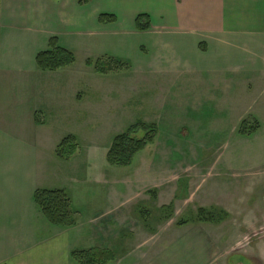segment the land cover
I'll return each instance as SVG.
<instances>
[{
  "label": "rangeland",
  "instance_id": "1",
  "mask_svg": "<svg viewBox=\"0 0 264 264\" xmlns=\"http://www.w3.org/2000/svg\"><path fill=\"white\" fill-rule=\"evenodd\" d=\"M154 40L137 30L85 36L64 80L48 87L65 97L52 102L60 110L41 131L51 142L40 151L53 170L63 167L51 187L61 185L76 212L73 249L106 250L113 258L105 264H264V80H222L210 69L203 80L181 70L148 74L143 60ZM108 52L121 71L99 75L85 65ZM138 121L157 126L154 143L128 168L108 165L113 137ZM243 122L258 132L239 135ZM67 136L77 151L60 161L54 151ZM170 203L166 219L160 208ZM139 207L152 210L148 222ZM210 207L228 217L193 221L197 208ZM183 220L190 223L178 227Z\"/></svg>",
  "mask_w": 264,
  "mask_h": 264
},
{
  "label": "crops",
  "instance_id": "2",
  "mask_svg": "<svg viewBox=\"0 0 264 264\" xmlns=\"http://www.w3.org/2000/svg\"><path fill=\"white\" fill-rule=\"evenodd\" d=\"M102 14L115 22L99 24ZM140 15L149 20L143 32L155 37L145 49L148 74L181 70L203 80L210 69L222 80H264V0H0V264H73L75 225H51L34 199L37 190H64L51 187L63 167L53 170L40 150L51 142L41 131L60 110L52 102L65 97L48 87L67 74L37 69V54L53 38L74 53L85 36L131 32Z\"/></svg>",
  "mask_w": 264,
  "mask_h": 264
},
{
  "label": "trees",
  "instance_id": "3",
  "mask_svg": "<svg viewBox=\"0 0 264 264\" xmlns=\"http://www.w3.org/2000/svg\"><path fill=\"white\" fill-rule=\"evenodd\" d=\"M79 4H86V0H79ZM115 18L111 15L102 14L98 17V23L101 25L113 24ZM135 28L143 32L149 29V20L145 15H140L135 19ZM37 69L43 72H55L63 68L72 66L75 63L73 53L67 49L59 47L53 38L49 41V49L38 53L35 58ZM85 65L92 68L96 74L108 75L121 71L125 65L121 62L104 56L97 59L94 63L86 60ZM37 124H41L38 120ZM258 124L246 126L243 122L240 125L238 134L241 136H250L258 131ZM158 135V128L155 124H147L138 121L128 127L124 132L115 135L106 152V161L108 165L116 168L130 167L135 157L145 151L148 145L153 144ZM77 151L76 139L73 136H67L61 140L55 150V156L62 161H69ZM35 203L40 209L42 215L48 223L55 227L71 228L75 225L76 212L72 209L71 200L64 190H37L34 195ZM173 205L163 206L160 211L169 219L172 215ZM152 210L145 207H139L138 215L144 222H148ZM228 215L221 209L197 208L194 222L203 224L221 223ZM190 223L183 220L177 223L178 227H183ZM70 258L73 264H105L112 260L113 256L106 250L72 251Z\"/></svg>",
  "mask_w": 264,
  "mask_h": 264
}]
</instances>
